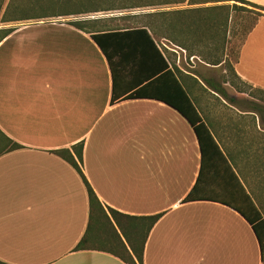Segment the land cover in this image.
<instances>
[{
  "label": "crops",
  "instance_id": "obj_1",
  "mask_svg": "<svg viewBox=\"0 0 264 264\" xmlns=\"http://www.w3.org/2000/svg\"><path fill=\"white\" fill-rule=\"evenodd\" d=\"M245 1L264 7V0ZM233 5L241 4L180 9ZM22 34L54 40L49 64L35 48L22 47V60L0 65V262L125 264L106 252L75 251L88 224L87 193L74 168L53 152L82 144L80 169L106 210L161 215L143 264H263L252 227L227 204L244 200L240 186L264 220V104L228 84L225 95L211 90L180 67L183 49L156 37L211 136L202 153L188 121L166 104H111V71L88 34L18 30L0 52ZM232 67L243 83L264 91V17ZM12 143L21 148L10 152ZM194 188L206 200L183 203Z\"/></svg>",
  "mask_w": 264,
  "mask_h": 264
},
{
  "label": "trees",
  "instance_id": "obj_2",
  "mask_svg": "<svg viewBox=\"0 0 264 264\" xmlns=\"http://www.w3.org/2000/svg\"><path fill=\"white\" fill-rule=\"evenodd\" d=\"M128 5L117 8L140 9L171 5L209 4L218 2H235L238 5L219 6L205 9H175L141 13L133 17H123L125 20L142 18L143 21L136 27H112L105 21L109 19H93L69 21L72 28L88 34L104 55L111 71L113 88L111 104L132 99H152L160 101L176 110L192 127L202 153L206 144L212 142L211 136L202 123L199 114L184 89L181 79L182 73L175 66V61H169L155 38H165L173 45L183 49L189 57L198 56L210 66L226 64L216 58L208 47L218 52L220 41H225L230 31L232 15L240 13L243 16H252V24L245 29L244 38L252 30L257 18L264 17V7L249 3L245 0H122ZM82 0H29L22 9L20 0H0V24L7 25L20 21L41 20L77 16L87 13H97L106 10L83 8ZM230 10V18L222 13ZM250 18V17H249ZM16 29L0 27V44ZM209 44L206 43V39ZM201 45L207 46L206 52L200 51ZM172 64H171V63ZM140 69L136 78L133 76ZM230 71L236 81L246 85L251 91L264 95V91L256 90L243 83L232 65ZM195 75V74H194ZM197 76V75H195ZM134 77V79H133ZM198 77V76H197ZM192 79V78H191ZM196 83L197 80L193 78ZM203 83L220 94L225 90L210 79H202ZM117 83L125 86V91H118ZM229 83L238 93H246L244 89L233 82ZM132 88L131 93L126 90ZM12 143L9 151L20 149ZM82 144L70 150H59L53 153L66 161L80 176L86 189L89 207L88 224L84 236L75 247V251H102L119 258L125 264H143L144 247L148 235L161 215L150 217H133L121 214L112 209H105L83 175L79 163L82 161ZM244 200L227 205L240 212L252 227L260 247L261 261L264 264V220L258 209L239 186ZM197 194L194 188L183 200V203L206 200ZM0 264H5L0 262Z\"/></svg>",
  "mask_w": 264,
  "mask_h": 264
},
{
  "label": "rangeland",
  "instance_id": "obj_3",
  "mask_svg": "<svg viewBox=\"0 0 264 264\" xmlns=\"http://www.w3.org/2000/svg\"><path fill=\"white\" fill-rule=\"evenodd\" d=\"M22 1V9L25 8V4L29 0H20ZM84 5L81 6L87 9L93 10H106L112 9L109 11H99L97 13H87L81 14L77 16H69V17H59V18H48V19H41V20H30V21H20L16 23H9L7 25L0 24V27H13L16 29L14 32L18 30H30L33 32L44 31V32H54L59 31L60 29H69L72 28L68 25L69 21L75 20H93V19H109L105 21L112 27H136L143 21L142 18L138 19H130V20H121L123 17H133L137 14L141 13H150L155 11H168V10H175L180 9L183 5H171L169 7L162 6V7H155L154 8H140V9H125L119 10L122 6L128 5V1L122 0H82ZM135 0L134 2H136ZM230 10H225L222 13L224 16L228 15V19L231 16ZM250 17V18H249ZM243 16L240 13H235L232 15V20L230 23V31L225 41H220L218 45V52L213 51L212 47H208L207 50H211L216 58L222 59L226 64H221L219 66H212L214 68H207L205 65H208L202 60V57L193 56L189 57L188 53H183L180 59V67L187 72L193 73L198 76V78L202 79H210L214 83L220 85H226L227 83H223L224 80L228 82H233L237 86L241 87L245 90L246 93L251 97H254L256 100L260 101L261 104H264V95L257 91H251L250 88L246 85L240 84L236 81L234 75L230 71V66L235 62L236 55L238 53V49L240 44L244 38V31L247 29L253 22L252 16ZM13 32V33H14ZM12 33V34H13ZM11 34V35H12ZM18 35V34H17ZM51 35V34H50ZM50 35L45 34H38L35 36L34 34L26 36L24 34L20 36H16L12 38L8 43L5 44V48L0 52V65L4 63L7 64H14V62H19V59L22 60V47H29L38 52H41L42 59L40 60L43 64H49V57L52 49V38ZM206 43L209 44V38H205ZM206 47L201 45L199 47L200 51L206 52ZM38 48V49H37ZM15 52L16 54H12ZM18 52V53H17ZM10 53V54H9ZM37 53V52H36ZM200 61V62H199ZM177 63V60H176ZM203 63V64H201ZM42 64V65H43ZM17 74V73H16ZM11 77H17V75L11 74ZM229 87L233 88L229 83ZM234 89V88H233ZM235 90V89H234ZM235 92H237L235 90Z\"/></svg>",
  "mask_w": 264,
  "mask_h": 264
}]
</instances>
